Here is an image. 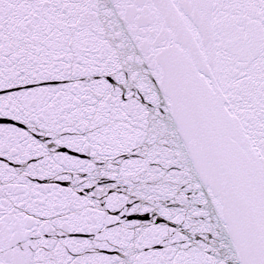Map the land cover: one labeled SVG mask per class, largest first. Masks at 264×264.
Wrapping results in <instances>:
<instances>
[{
  "label": "snow or ice",
  "instance_id": "obj_1",
  "mask_svg": "<svg viewBox=\"0 0 264 264\" xmlns=\"http://www.w3.org/2000/svg\"><path fill=\"white\" fill-rule=\"evenodd\" d=\"M0 264H264V0H0Z\"/></svg>",
  "mask_w": 264,
  "mask_h": 264
}]
</instances>
